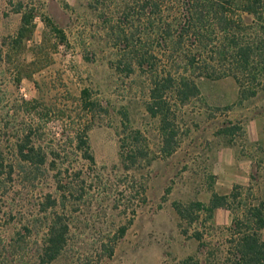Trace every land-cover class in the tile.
Instances as JSON below:
<instances>
[{
	"label": "rangeland",
	"instance_id": "obj_1",
	"mask_svg": "<svg viewBox=\"0 0 264 264\" xmlns=\"http://www.w3.org/2000/svg\"><path fill=\"white\" fill-rule=\"evenodd\" d=\"M25 1L35 15L28 27L0 0V88L32 102L30 115L19 117L32 124L35 144L67 169L63 179L73 189L45 211L47 195L57 197V170L45 166L17 176L0 198V245L25 237L33 249L57 214L68 224V245L53 264H179L187 258L225 264L234 215L217 209L211 220L189 224L175 205L207 203L212 192L226 195L236 186L241 199L264 203V95L241 104L232 78L197 79L200 97L180 110L179 147L163 156L158 120L145 111L147 79L116 70L87 0ZM123 117L149 151L130 170L119 160ZM230 125L237 127L233 135H223ZM84 135L93 164L77 149ZM195 231L203 234L201 244ZM260 238L264 242V229Z\"/></svg>",
	"mask_w": 264,
	"mask_h": 264
},
{
	"label": "trees",
	"instance_id": "obj_2",
	"mask_svg": "<svg viewBox=\"0 0 264 264\" xmlns=\"http://www.w3.org/2000/svg\"><path fill=\"white\" fill-rule=\"evenodd\" d=\"M8 5L21 15L23 27L31 25L34 10L25 0H8ZM87 7L114 51L116 70L127 75L137 71L147 79L145 111L158 120L163 156L179 147L180 110L200 97L197 79L232 78L241 104L264 95V0H87ZM3 54L0 45V71ZM31 107L32 102L12 99L0 88V198L20 174L48 166L58 176L57 197L47 195L46 211L57 208L73 185L63 179L68 171L62 163L35 144L32 124L20 119V114L30 115ZM122 122L119 160L124 170H130L147 160L149 151L142 133L128 126L127 117ZM236 128L226 127L223 135L231 137ZM77 149L82 159L94 163L86 135L79 139ZM241 190L236 186L226 195L212 192L207 203L176 204L175 210L189 224L200 217L211 220L217 209L229 210L234 217L227 230L225 264H264L260 238L264 203H248L241 199ZM125 230L122 227L120 235ZM68 232V224L53 214L42 241L33 249L23 237L0 245V255L4 264H53L68 245ZM193 238L201 244L203 234L195 231ZM179 264L198 262L187 258Z\"/></svg>",
	"mask_w": 264,
	"mask_h": 264
}]
</instances>
